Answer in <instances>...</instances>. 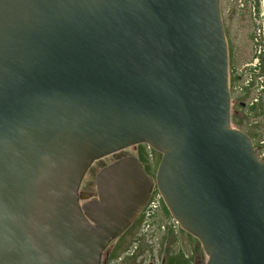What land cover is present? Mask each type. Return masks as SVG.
<instances>
[{
    "label": "water",
    "instance_id": "1",
    "mask_svg": "<svg viewBox=\"0 0 264 264\" xmlns=\"http://www.w3.org/2000/svg\"><path fill=\"white\" fill-rule=\"evenodd\" d=\"M219 0H0V264H100L155 187L206 264H264V162L230 127ZM146 144L154 181L122 157Z\"/></svg>",
    "mask_w": 264,
    "mask_h": 264
},
{
    "label": "flooded vegetation",
    "instance_id": "2",
    "mask_svg": "<svg viewBox=\"0 0 264 264\" xmlns=\"http://www.w3.org/2000/svg\"><path fill=\"white\" fill-rule=\"evenodd\" d=\"M234 113L230 110L232 129H235L231 124ZM111 156H113L112 162L101 165L100 170L119 158H136L141 163L146 176L152 181H154L161 157L158 152L146 144L130 146ZM99 161L101 159L92 163L80 182L78 193L82 210L86 204L98 200L95 177L100 170L95 172L93 178L94 191H92V182H89L87 175L93 171L95 164ZM155 189V187L152 189L147 202L132 223L103 250L100 264H206L207 256L200 242L178 224L172 223L173 219L162 200L152 215L149 218L146 217L147 204Z\"/></svg>",
    "mask_w": 264,
    "mask_h": 264
},
{
    "label": "rangeland",
    "instance_id": "3",
    "mask_svg": "<svg viewBox=\"0 0 264 264\" xmlns=\"http://www.w3.org/2000/svg\"><path fill=\"white\" fill-rule=\"evenodd\" d=\"M219 11L227 49L228 78L240 77L229 88L230 110L235 112L231 124L250 137L253 147L258 148V158L263 161L260 146L264 147V0H219ZM112 160L111 155L104 157L87 175L92 191L95 172Z\"/></svg>",
    "mask_w": 264,
    "mask_h": 264
},
{
    "label": "built area",
    "instance_id": "4",
    "mask_svg": "<svg viewBox=\"0 0 264 264\" xmlns=\"http://www.w3.org/2000/svg\"><path fill=\"white\" fill-rule=\"evenodd\" d=\"M160 201H161V197L158 194V192L155 191L153 193V196L151 197V199L148 201V204H147V207H148L147 212H146L147 218H149L152 215L153 211L158 208ZM172 223L176 224V222L173 220H172Z\"/></svg>",
    "mask_w": 264,
    "mask_h": 264
},
{
    "label": "trees",
    "instance_id": "5",
    "mask_svg": "<svg viewBox=\"0 0 264 264\" xmlns=\"http://www.w3.org/2000/svg\"><path fill=\"white\" fill-rule=\"evenodd\" d=\"M258 4L260 5V2H258ZM240 77L238 76H235V75H232L228 78L229 80V83H228V88H231L230 86H233V84L239 80ZM240 106H242V104H240ZM261 149H262V154H264V147L263 146H260ZM263 162H264V158H263ZM166 209V208H165ZM167 211V210H166Z\"/></svg>",
    "mask_w": 264,
    "mask_h": 264
}]
</instances>
